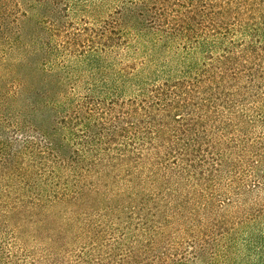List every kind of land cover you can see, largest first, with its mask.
<instances>
[{
  "label": "trees",
  "instance_id": "1",
  "mask_svg": "<svg viewBox=\"0 0 264 264\" xmlns=\"http://www.w3.org/2000/svg\"><path fill=\"white\" fill-rule=\"evenodd\" d=\"M0 129L11 264H264V0H0Z\"/></svg>",
  "mask_w": 264,
  "mask_h": 264
},
{
  "label": "rangeland",
  "instance_id": "2",
  "mask_svg": "<svg viewBox=\"0 0 264 264\" xmlns=\"http://www.w3.org/2000/svg\"><path fill=\"white\" fill-rule=\"evenodd\" d=\"M4 131L0 129V135L3 134ZM1 222V221H0ZM10 223H7V229L6 228H0V244L4 246V253L6 256V259L2 260L0 264H11V260L8 259L11 257V220ZM2 226V225H1ZM3 227V226H2ZM27 232H30L28 230ZM30 245V243H29Z\"/></svg>",
  "mask_w": 264,
  "mask_h": 264
}]
</instances>
